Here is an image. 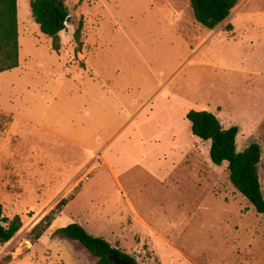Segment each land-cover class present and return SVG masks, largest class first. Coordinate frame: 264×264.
Listing matches in <instances>:
<instances>
[{
    "label": "rangeland",
    "instance_id": "374dc122",
    "mask_svg": "<svg viewBox=\"0 0 264 264\" xmlns=\"http://www.w3.org/2000/svg\"><path fill=\"white\" fill-rule=\"evenodd\" d=\"M31 1L17 0L19 66L0 76V205L22 220L0 264H96L54 235L71 223L136 264H264L263 217L186 119L209 112L239 152L259 145L264 197V0L214 30L189 0H64L58 52Z\"/></svg>",
    "mask_w": 264,
    "mask_h": 264
},
{
    "label": "trees",
    "instance_id": "16d2710c",
    "mask_svg": "<svg viewBox=\"0 0 264 264\" xmlns=\"http://www.w3.org/2000/svg\"><path fill=\"white\" fill-rule=\"evenodd\" d=\"M242 0H189L195 21L201 26L214 30L231 14V11ZM31 12L40 32L51 39L52 50H60L59 34L66 30L70 14L65 3L59 0H32ZM83 28L79 22L74 31V39L79 41ZM19 43L17 24V0H0V74L18 68ZM191 124L193 136L203 142H209V159L214 166L227 165L229 180L235 190L240 193L264 220V197L258 177V165L261 160V148L251 144L242 152L237 150L236 138L238 129H224L219 120L206 111H190L186 115ZM67 204L62 200L54 210L44 216L30 230L28 238L34 243L51 227L62 208ZM22 229L19 216L8 218L0 205V246L9 243ZM59 238L77 242L92 257L96 264H113L111 258H118L136 264L135 259L118 247L113 246L102 237L88 233L78 223L69 224L54 232Z\"/></svg>",
    "mask_w": 264,
    "mask_h": 264
},
{
    "label": "water",
    "instance_id": "95a60500",
    "mask_svg": "<svg viewBox=\"0 0 264 264\" xmlns=\"http://www.w3.org/2000/svg\"><path fill=\"white\" fill-rule=\"evenodd\" d=\"M60 3H63L64 0H59ZM68 23V22H67ZM112 261H113V264H134V263H130V262H127L125 260H122V259H118V258H111Z\"/></svg>",
    "mask_w": 264,
    "mask_h": 264
},
{
    "label": "crops",
    "instance_id": "0c3cea01",
    "mask_svg": "<svg viewBox=\"0 0 264 264\" xmlns=\"http://www.w3.org/2000/svg\"><path fill=\"white\" fill-rule=\"evenodd\" d=\"M14 70H16V69H14ZM11 71H13V70H11ZM8 72H10V71H8ZM5 73H7V72L1 73L0 76L3 75V74H5ZM54 221H55V220H54ZM52 224H53V223H52ZM71 224H72V223H71ZM68 225H69V224H68ZM51 226H52V225H51ZM66 226H67V225H66ZM50 228H51V227H50ZM50 228H49V229H50ZM49 229H48V230H49ZM48 230H47V231H48Z\"/></svg>",
    "mask_w": 264,
    "mask_h": 264
}]
</instances>
